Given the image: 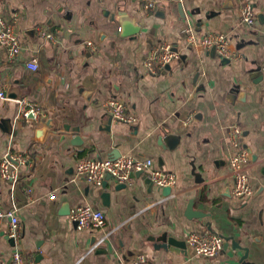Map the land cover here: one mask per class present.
<instances>
[{"label":"crops","instance_id":"1","mask_svg":"<svg viewBox=\"0 0 264 264\" xmlns=\"http://www.w3.org/2000/svg\"><path fill=\"white\" fill-rule=\"evenodd\" d=\"M155 3L148 10L144 0H0V17L23 48L14 63L0 48V91L8 97H0V162L14 156L19 172L15 185L0 176V206H16L21 223L12 243L3 221L0 264H13L16 251L25 264H128L138 255L148 264H264V71H257L264 64V0ZM247 4L256 15L252 26L240 21ZM120 12L131 26L124 31ZM188 25L197 38L229 36L237 59L225 64L190 46ZM163 45L180 56L150 72L148 54ZM30 60L37 72L26 67ZM112 99L124 103L134 124L112 118ZM23 101L41 116H20ZM233 127L242 131L241 148L230 140ZM169 135L177 137L172 147ZM242 150L250 155L253 189L243 199L234 197L229 171ZM125 155L174 172L171 197L163 201L147 173H134L124 189L115 179L105 187L77 175L79 160ZM83 205L102 210L107 227L79 230L70 215ZM191 233L219 234L222 253L196 255L186 244ZM163 237L178 244L164 248Z\"/></svg>","mask_w":264,"mask_h":264},{"label":"built area","instance_id":"2","mask_svg":"<svg viewBox=\"0 0 264 264\" xmlns=\"http://www.w3.org/2000/svg\"><path fill=\"white\" fill-rule=\"evenodd\" d=\"M144 8L153 10L156 8L155 0H144ZM240 21L243 25L252 26L256 21V15L250 4L244 5L241 9ZM187 42L190 46H198L203 51L210 52L213 49L215 54L221 60L228 59L230 61L237 59V56L231 49V39L221 33H207L201 38H197L194 28L190 25L185 29ZM39 35L43 38L53 39V36L47 31L40 29ZM90 48L96 49L93 43H87ZM0 48H3L10 62L14 63L19 60L23 52L22 44L18 35L5 19L0 17ZM170 46L163 45L159 49H152L148 54L146 66L150 72H155L157 69H164L171 61L179 58ZM26 67L33 72H37L39 65L36 60H30L26 63ZM1 68V64H0ZM264 71V64L261 66ZM1 72V69H0ZM2 100H6L7 93L0 91ZM28 104L25 101L21 102L20 116L23 118L38 119L41 116V111L37 107H26ZM108 111L112 118L119 122L134 124L135 117L130 115L126 110L124 103L119 99H112L108 103ZM242 131L239 128L233 127L230 132V140L235 147L241 148ZM249 152L242 150L236 156L229 160L230 175L233 178V195L236 198H248L253 195V189L250 185L248 166ZM17 159L8 154L0 162V176L3 180L9 181L15 185L19 180V172L14 166ZM76 172L78 176L85 177L90 184L101 185L104 180L111 176L120 184L130 185L133 181V174L136 172L147 173L153 183L160 189L166 187H174L177 185V175L171 171H165L154 167L151 159L139 160L131 155L121 156L117 159H96L86 158L79 160L77 163ZM171 197V196H169ZM165 197L163 201L168 200ZM55 199V195L50 196ZM18 208L15 206L9 210H3L0 206V228L5 220H9L8 238L18 239L20 233V221L18 218ZM70 220L73 221L79 230H103L107 227L106 215L102 210L95 209L91 205L79 206L73 210L70 215ZM108 232L100 240L99 244L108 240L111 233ZM225 240L222 236L215 233H191L186 238V244L191 248L196 255L206 258L218 257L224 249ZM94 246L93 249H95ZM13 264H25L22 254L16 251L12 258ZM128 264H148V259L144 255L136 256Z\"/></svg>","mask_w":264,"mask_h":264},{"label":"water","instance_id":"3","mask_svg":"<svg viewBox=\"0 0 264 264\" xmlns=\"http://www.w3.org/2000/svg\"><path fill=\"white\" fill-rule=\"evenodd\" d=\"M126 13H121L120 12V16H122L123 18L121 19V22H122V30L124 31L125 29H127L128 27H131L130 26V23L128 22V21H126L127 19H126V16H124ZM211 54L213 55V56H215L216 54H215V50L213 49L212 51H211ZM222 62L223 63H230V60H228V59H223L222 60ZM257 71H261V67L260 68H258L257 69ZM260 74H261V72L258 74V75H256V74H254L255 76H252L253 78H257L258 79V77L260 78ZM12 98V97H11ZM171 139H174V140H177V137H173V135H169L168 136V138H166L165 140H166V144L167 145H169V147H172L171 145H170V140ZM121 157V156H120ZM117 158H119V157H114V159H117ZM144 174V172H137V175H143ZM108 179H112V177L111 176H108L107 178H106V180L104 181V183H103V185L106 187V181L108 180ZM144 179H146L147 181H148V183H150V185H153V181H152V179L151 178H149V176H147V175H145L144 176ZM116 181V180H115ZM116 184H117V186H116V188L117 189H124V188H126L127 187V185H125V184H120V183H118L117 181H116ZM161 191H162V195L164 196V197H169V196H171L172 195V192H173V189L171 188V187H166V188H164V189H161ZM104 197H107L106 195H104ZM65 212H67L66 214H69L68 213V209H66L65 210ZM191 213V216H193V217H197L198 216V213H195V212H192V211H190ZM209 231H211L212 232V229H211V227H209ZM225 240V239H224ZM162 241H163V243L165 244V245H163V247L164 248H168V246L167 245H171V244H178L177 243V241H174V239H165L164 237L162 238ZM11 242L13 243V242H15V239H11ZM94 242H96V239H94L93 240V243ZM226 246V245H225ZM245 259V258H244Z\"/></svg>","mask_w":264,"mask_h":264}]
</instances>
